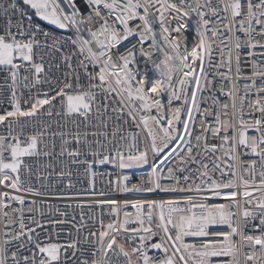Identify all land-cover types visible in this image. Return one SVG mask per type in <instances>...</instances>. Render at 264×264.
<instances>
[{
	"label": "snow or ice",
	"instance_id": "1",
	"mask_svg": "<svg viewBox=\"0 0 264 264\" xmlns=\"http://www.w3.org/2000/svg\"><path fill=\"white\" fill-rule=\"evenodd\" d=\"M0 264H264V0H0Z\"/></svg>",
	"mask_w": 264,
	"mask_h": 264
},
{
	"label": "built area",
	"instance_id": "2",
	"mask_svg": "<svg viewBox=\"0 0 264 264\" xmlns=\"http://www.w3.org/2000/svg\"><path fill=\"white\" fill-rule=\"evenodd\" d=\"M194 35V34H193ZM98 183H99V181H98Z\"/></svg>",
	"mask_w": 264,
	"mask_h": 264
}]
</instances>
